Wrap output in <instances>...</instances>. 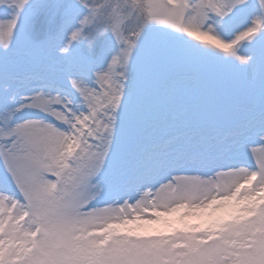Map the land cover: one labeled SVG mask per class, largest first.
Instances as JSON below:
<instances>
[{"label": "snow or ice", "instance_id": "snow-or-ice-1", "mask_svg": "<svg viewBox=\"0 0 264 264\" xmlns=\"http://www.w3.org/2000/svg\"><path fill=\"white\" fill-rule=\"evenodd\" d=\"M0 14V264H264V0Z\"/></svg>", "mask_w": 264, "mask_h": 264}, {"label": "rangeland", "instance_id": "rangeland-1", "mask_svg": "<svg viewBox=\"0 0 264 264\" xmlns=\"http://www.w3.org/2000/svg\"><path fill=\"white\" fill-rule=\"evenodd\" d=\"M0 18H3L2 14H0Z\"/></svg>", "mask_w": 264, "mask_h": 264}]
</instances>
